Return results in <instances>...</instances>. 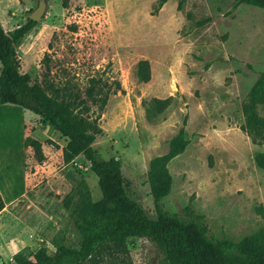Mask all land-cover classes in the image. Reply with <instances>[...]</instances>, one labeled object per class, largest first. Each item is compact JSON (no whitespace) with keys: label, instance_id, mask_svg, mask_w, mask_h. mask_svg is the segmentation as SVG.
Instances as JSON below:
<instances>
[{"label":"rangeland","instance_id":"374dc122","mask_svg":"<svg viewBox=\"0 0 264 264\" xmlns=\"http://www.w3.org/2000/svg\"><path fill=\"white\" fill-rule=\"evenodd\" d=\"M46 1L43 17L17 48L21 72L35 83L46 76L80 90L96 74L120 82L93 146L99 158H120L129 196L155 217L149 161L166 153L184 127L190 143L168 163L172 187L164 208L202 214L215 237L264 234V169L255 161L264 143H253L240 128L242 103L264 69V9L234 6V0H167L161 7L159 0H68L66 7L62 0ZM38 3L0 0L4 30L23 24ZM143 59L150 67L147 81L137 69ZM167 98L159 110L155 100ZM32 134L42 139L40 163L24 146ZM66 142L39 115L0 105V185L7 200L23 192L0 213V264H18L17 254L32 258L41 246L52 253L59 245H79L64 199L88 190L96 201L101 192L84 156L63 160ZM127 250L129 264H167L147 238L130 239ZM117 258L83 264H113Z\"/></svg>","mask_w":264,"mask_h":264},{"label":"trees","instance_id":"16d2710c","mask_svg":"<svg viewBox=\"0 0 264 264\" xmlns=\"http://www.w3.org/2000/svg\"><path fill=\"white\" fill-rule=\"evenodd\" d=\"M166 1L159 0V7ZM241 3L264 9V0H234V6ZM67 4L68 0H62L64 7ZM36 23L27 18L13 30L5 31L0 22V105L11 104L28 109L53 126L67 139L62 147L63 160L69 162L79 155L84 156L97 176L101 197L93 201L89 191L85 190L75 200L69 196L64 199L81 238L78 246L59 245L52 253L41 246L32 253V258L17 254V263L83 264L86 260L98 261L105 256L116 255L118 258L113 264H129L125 258L127 242L144 237L155 245L167 264H264L263 233L246 235L238 240L215 237L209 234L202 214L189 207H184L182 213L164 208L163 200L172 187L168 163L190 143L184 127L170 139L166 153L149 161L147 177L155 217L148 216L142 206L129 196L120 158H99L93 146L101 134L98 121L110 94L121 90L120 82L103 78L100 74L91 76L83 90L69 81L57 84L46 76L42 84L32 82L28 73L21 72L17 48ZM48 59L47 54L42 59L46 74L49 73ZM137 67L141 79L147 81L150 77L149 62L139 60ZM155 101L158 109L163 110L169 98ZM259 107H264V69L242 103L244 122L240 128L255 144L264 143L261 135L264 115H260ZM24 146L32 148L39 163L44 160L42 143L38 139L27 136ZM255 161L264 169V152L257 154ZM4 207L0 194V211ZM118 254L124 256L119 257Z\"/></svg>","mask_w":264,"mask_h":264},{"label":"water","instance_id":"95a60500","mask_svg":"<svg viewBox=\"0 0 264 264\" xmlns=\"http://www.w3.org/2000/svg\"><path fill=\"white\" fill-rule=\"evenodd\" d=\"M46 8L47 1L39 0L37 7L29 12L28 18L38 22L43 17Z\"/></svg>","mask_w":264,"mask_h":264},{"label":"crops","instance_id":"0c3cea01","mask_svg":"<svg viewBox=\"0 0 264 264\" xmlns=\"http://www.w3.org/2000/svg\"><path fill=\"white\" fill-rule=\"evenodd\" d=\"M22 108V107H21ZM24 109V108H23ZM25 110H28V109H25ZM30 111V110H29ZM32 112V111H31ZM35 114V113H34ZM36 116H37V114H35ZM36 130H38V129H36ZM58 132V131H57ZM32 136L33 137H35L36 139H38V140H40V141H42V139H40L37 135H33L32 134ZM3 180H7V179H3ZM0 194H1V196H2V199H3V201H4V204H5V207L0 211V213H2V211H4V209H6L9 205H12V204H15V203H17V202H15L16 200H17V198L20 196V195H22L23 194V192L21 191V193L17 196V195H15V196H12L10 199H6V197H5V193H4V191L2 190V188H1V185H0Z\"/></svg>","mask_w":264,"mask_h":264}]
</instances>
